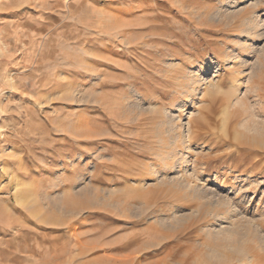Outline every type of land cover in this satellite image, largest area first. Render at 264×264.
<instances>
[{
    "label": "rangeland",
    "instance_id": "1",
    "mask_svg": "<svg viewBox=\"0 0 264 264\" xmlns=\"http://www.w3.org/2000/svg\"><path fill=\"white\" fill-rule=\"evenodd\" d=\"M258 2L0 0V264H264ZM186 67L197 83L173 98ZM156 116L180 147L145 138Z\"/></svg>",
    "mask_w": 264,
    "mask_h": 264
},
{
    "label": "bare ground",
    "instance_id": "2",
    "mask_svg": "<svg viewBox=\"0 0 264 264\" xmlns=\"http://www.w3.org/2000/svg\"><path fill=\"white\" fill-rule=\"evenodd\" d=\"M230 1V0H229ZM232 3L233 2H238L240 0H231ZM260 2V0H259ZM258 2V3H259ZM134 4V3H133ZM257 4V3H255ZM261 4V3H260ZM224 5V4H223ZM222 5V6H223ZM254 5V4H253ZM220 8V9H219ZM218 9H216L215 13L213 14H210L212 13L210 11V13L208 12H204L205 14V17L209 18L210 20L213 19L215 16H217L218 14H222L221 11H222V8L223 7H219ZM223 12V11H222ZM257 10L255 9L254 6H245L242 8V11H241V14L239 15V20H240V23H241V28H240V33H238L236 35V48L235 50L238 51L239 54H241L242 52L245 51V49L249 48V44H247V39L248 38H251V37H254L256 34V31H258L257 29V22H256V19L257 15ZM228 20V19H227ZM258 21V20H257ZM226 24V23H225ZM259 24V23H258ZM221 25V24H220ZM223 25V24H222ZM244 58V57H243ZM241 63H244V61L242 59H240ZM201 63V62H200ZM175 65H172V67L174 68ZM263 66V65H262ZM188 69V67H186V70ZM198 70L199 71H203V69L201 67H198ZM170 71V70H169ZM186 72H188V74L186 76H183V75H176V74H173L172 75H169V79H171L173 82H174V85L177 84V86H179L180 88H176L173 90L174 92V97L173 98H176L177 96H185L188 94H192L191 92V88H192V85H194L195 83H197V79H195L194 77L192 78L191 75L193 74H190V71L187 70ZM263 72H264V68H263ZM263 72L258 75L257 79L254 80V83H256V89H255V96L257 97V100L260 101V102H264V74ZM194 76V75H193ZM227 78V77H226ZM190 79H192V81H190ZM226 81L223 79L220 80L219 82V85L217 84L218 87H223L224 83ZM217 83V82H216ZM236 85V84H235ZM133 90V89H132ZM220 92V91H219ZM223 93V92H221ZM137 94V97L138 98H142V94H139L138 92L136 93ZM225 94V92L223 93ZM229 98V97H228ZM220 99V98H219ZM138 100V99H137ZM223 100V99H222ZM227 102H228V99H225ZM146 101V100H145ZM221 101V100H220ZM139 102V101H138ZM226 102V103H227ZM132 103V102H131ZM225 103V102H224ZM231 103V102H230ZM135 104V103H134ZM140 102L135 104V106H140ZM143 105V104H142ZM226 105H229L228 103ZM1 106V104H0ZM179 106V105H178ZM3 108V106H2ZM139 108V107H138ZM141 108V107H140ZM139 108V109H140ZM142 109V108H141ZM2 110V109H1ZM150 110H152V107H150ZM226 113L223 115V119H224V124H227V115H228V111L226 110L225 111ZM156 113V112H155ZM2 115V114H1ZM0 115V119L1 116ZM159 116V115H158ZM262 116L264 117V109L262 111ZM150 121H152V128H149L147 129L146 133H144V136L145 138H156V140L154 141V143L156 141H159V140H162V142H166V140L170 141V144L172 146H175V145H179V143H183L182 141V137L180 135V133L178 132H173L169 126L167 127L166 126V121L165 120H162L160 119L159 117H152L150 119ZM230 121V120H229ZM237 121V119H235V122ZM88 124V123H87ZM191 125V124H190ZM256 125V124H255ZM85 126V125H84ZM89 126V125H88ZM202 126V125H201ZM233 126V125H232ZM205 127V126H204ZM262 127V126H260ZM201 128V127H200ZM230 128V127H229ZM233 128H236V125L233 127ZM146 129V128H145ZM190 129V128H189ZM203 128H201L200 130H202ZM252 129V128H251ZM254 129V128H253ZM255 130V129H254ZM258 130V129H257ZM191 131V130H190ZM196 130H194L195 132ZM182 132V131H181ZM91 133V131H90ZM167 133V135H166ZM175 133V134H174ZM195 133H198V132H195ZM200 133V132H199ZM202 134V133H201ZM261 134V133H260ZM196 136L194 137H197L199 136L200 134H195ZM61 137V136H60ZM65 137V136H64ZM189 137V136H188ZM201 137V136H200ZM199 137V138H200ZM182 138V139H181ZM191 139V138H190ZM189 139V140H190ZM192 140V139H191ZM158 145V144H157ZM251 145L253 146H256V148H264V138H259L258 140H256L254 142V144L251 143ZM180 147V145H179ZM153 149V148H152ZM180 149H183L182 147ZM154 150V149H153ZM1 152V151H0ZM255 153V152H254ZM155 154V153H154ZM262 155V154H261ZM260 154L258 155L261 156ZM257 157V156H256ZM257 157V158H258ZM261 162V159H259L258 161L256 160L255 163H259ZM252 163V162H251ZM260 165V163L258 164ZM257 165V166H258ZM262 165H264L262 163ZM179 166H182V163L181 161H177V162H174L173 163V168H176V167H179ZM236 178V177H235ZM262 182V181H261ZM193 184V183H192ZM187 185V184H186ZM192 186V185H191ZM190 187V186H189ZM199 190V189H198ZM195 191V190H194ZM198 192V191H197ZM201 193V192H200ZM205 193V192H203ZM197 194V193H196ZM198 195V194H197ZM200 196V195H199ZM262 199V198H261ZM214 200V199H213ZM252 200V199H251ZM217 202V201H216ZM215 202V203H216ZM221 202V201H219ZM213 204V203H212ZM221 205V204H220ZM208 207V206H207ZM214 206H212L213 208ZM208 212V211H207ZM210 213V212H209ZM204 214V213H203ZM208 215V214H207ZM220 215V214H219ZM218 215V216H219ZM246 217V216H245ZM223 219V217H222ZM217 220V219H216ZM239 225V224H238ZM249 227V226H248ZM264 228V227H263ZM245 229V228H244ZM225 230L227 232V237L229 236V238H227L229 240V243H230V249H231V252L234 254L235 257H238V263H241V262H249L251 261L253 258H254V255H253V248L251 249L249 243H248V235H249V229L247 231H240V228H238L237 226H234L233 227H225ZM224 232V231H223ZM251 233V232H250ZM226 234V233H224ZM226 239V238H225ZM226 239V241H227ZM261 240V239H259ZM226 245V244H225ZM253 245V244H251ZM256 246V245H255ZM258 246V245H257ZM260 249H263L264 248V245L263 243L259 246ZM258 247V248H259ZM255 250V248H254ZM258 251V249H257ZM255 253V252H254ZM256 257V256H255ZM236 259V258H235Z\"/></svg>",
    "mask_w": 264,
    "mask_h": 264
}]
</instances>
